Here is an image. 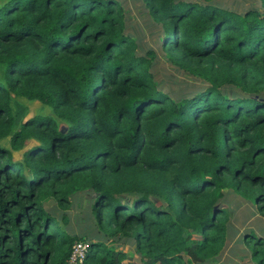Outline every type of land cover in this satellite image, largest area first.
<instances>
[{
    "label": "trees",
    "instance_id": "16d2710c",
    "mask_svg": "<svg viewBox=\"0 0 264 264\" xmlns=\"http://www.w3.org/2000/svg\"><path fill=\"white\" fill-rule=\"evenodd\" d=\"M135 1L202 88L160 90L126 0H0V264H67L76 241L85 264H122L123 246L142 264H207L229 236L228 193L264 216V0ZM79 193L93 223L75 235L45 204ZM241 236L264 264V239Z\"/></svg>",
    "mask_w": 264,
    "mask_h": 264
},
{
    "label": "rangeland",
    "instance_id": "374dc122",
    "mask_svg": "<svg viewBox=\"0 0 264 264\" xmlns=\"http://www.w3.org/2000/svg\"><path fill=\"white\" fill-rule=\"evenodd\" d=\"M191 1L208 3L206 0ZM212 2L223 9L236 12H242L246 8L256 5L255 0H212ZM123 8L126 12L125 24L129 34L139 40L138 43L142 50H152L156 53L155 64L150 71L159 83L160 90L166 94L187 95L205 85V83L177 69L166 60L164 53L160 50L162 30L152 22L140 1L126 0V5ZM21 101L28 107L27 117L49 113L48 108H43L38 102ZM33 145L35 143L30 142L20 152L13 153L15 160H20L24 151ZM90 206L91 195L83 193L73 195L69 208L65 210L55 206L52 201L45 204V207L52 213L57 215L63 213L68 217L67 229L75 235L84 234L87 228L92 225ZM223 206L230 211L229 236L220 255L214 262L207 264H255L256 261L252 259V251L242 241L241 234L242 232L250 233L255 237L264 239V216H261L248 200L235 193L226 195ZM118 249L123 250L128 255L122 264H142L134 247L123 246Z\"/></svg>",
    "mask_w": 264,
    "mask_h": 264
},
{
    "label": "built area",
    "instance_id": "2783aa9c",
    "mask_svg": "<svg viewBox=\"0 0 264 264\" xmlns=\"http://www.w3.org/2000/svg\"><path fill=\"white\" fill-rule=\"evenodd\" d=\"M89 254V244L76 241L72 245L67 264H85Z\"/></svg>",
    "mask_w": 264,
    "mask_h": 264
},
{
    "label": "crops",
    "instance_id": "0c3cea01",
    "mask_svg": "<svg viewBox=\"0 0 264 264\" xmlns=\"http://www.w3.org/2000/svg\"><path fill=\"white\" fill-rule=\"evenodd\" d=\"M242 234H243V232H242ZM242 234H241V235H242ZM240 237H241V236H240Z\"/></svg>",
    "mask_w": 264,
    "mask_h": 264
}]
</instances>
